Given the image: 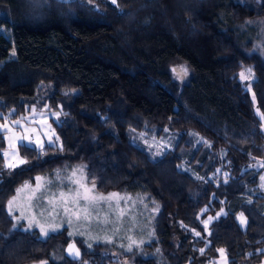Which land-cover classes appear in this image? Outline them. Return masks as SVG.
Instances as JSON below:
<instances>
[{
    "label": "trees",
    "instance_id": "obj_1",
    "mask_svg": "<svg viewBox=\"0 0 264 264\" xmlns=\"http://www.w3.org/2000/svg\"><path fill=\"white\" fill-rule=\"evenodd\" d=\"M263 25L264 0H0V121L61 114L60 143L19 144L15 168L0 131V264L121 260L66 228L41 237L7 209L25 182L76 164L102 193L159 205L153 240L121 255L134 264H210L220 248L227 264L263 261Z\"/></svg>",
    "mask_w": 264,
    "mask_h": 264
},
{
    "label": "rangeland",
    "instance_id": "obj_2",
    "mask_svg": "<svg viewBox=\"0 0 264 264\" xmlns=\"http://www.w3.org/2000/svg\"><path fill=\"white\" fill-rule=\"evenodd\" d=\"M261 32L264 33V31ZM181 69L186 68H176V71H174L175 77L178 80H182L188 73L186 69V75H178V73L181 72ZM241 73H243L245 77L244 79H241L247 81L244 85L248 86L251 75L249 76L245 70H242ZM33 107H31L27 113L15 120L0 121V125L8 124L11 128V131H6L4 128H0V131H3L5 134V149L3 150V155L6 167H8V163L15 164V167H18L22 165L19 163V159L24 160L20 156L18 150V145L21 144L20 141L13 142V146L16 148L19 159L9 160L8 157L5 156V153L11 152L8 137L12 134L23 136L27 133L33 140H35L36 136H39L44 144L48 143V137L51 136L54 141L53 144L60 143L53 126V122H59L61 120L60 112L35 108L36 114L34 115L32 112ZM42 111L45 113L43 116L39 115ZM56 113H59L58 117L55 115ZM21 117H28V119L22 121V124L20 125H13V121L20 120ZM262 120V130L264 132L263 117ZM45 121L46 124L44 123ZM48 126H50V129ZM31 128H35L36 132L32 133L28 131ZM45 133H47V135H45ZM24 143L28 144L27 141H24ZM170 145V141H167L165 147H169ZM32 146H35V144ZM73 170H79L76 179L83 178L84 183H86L89 188L92 187L93 184L87 181L84 164L65 166L54 170L50 174L37 176L42 179L38 182L36 177L34 183L25 182L22 184L17 189L16 194L10 199L13 200L15 197L14 203L9 205L8 202L7 209L14 217L15 224L29 229L28 221L33 220L34 226L30 230H36L41 237H45L52 232H57L66 228L68 235L70 232L73 233V235H69L71 240L79 238L88 246L96 242L106 243L108 245L109 253L121 258L118 263L115 262L113 264H134V253L130 256L131 258L122 257L121 255L133 250H141L144 245L153 240L154 217L159 209V205L147 194L119 193L120 197H123L124 199L120 201L118 207L116 206L115 200L101 202L97 204L94 209L89 207L90 216L88 220L77 219L76 216L73 215V223L69 225L65 222L66 217L64 216L58 201L59 193L61 191L67 193L69 188L74 189L76 187L75 185H72L69 180ZM261 176H264V170L260 177ZM37 183H40L41 188L38 191H35ZM26 185L27 187H25ZM260 185L262 187L264 186V181L261 179ZM94 191L96 194H102L104 196H108L110 193H116H102L98 191L96 187ZM53 204L57 205L55 211H53ZM110 204L112 205L111 207L109 206ZM57 212H59V215H57ZM80 215L83 216V213H80ZM49 225L59 226L54 230L53 227H50ZM41 227H44L45 232L40 231ZM131 241H135V243L132 245V250L129 251L128 247ZM219 250L215 262L210 264H227L225 250L223 249V253ZM143 254L149 256L152 252ZM261 264H264V261Z\"/></svg>",
    "mask_w": 264,
    "mask_h": 264
},
{
    "label": "snow or ice",
    "instance_id": "obj_3",
    "mask_svg": "<svg viewBox=\"0 0 264 264\" xmlns=\"http://www.w3.org/2000/svg\"><path fill=\"white\" fill-rule=\"evenodd\" d=\"M111 4L112 5H116V0H111ZM173 71H176L175 69H173ZM178 75H186V69H181V72L178 73ZM241 78L244 79V74L241 73ZM32 112L35 115L36 114V109L35 107L32 108ZM39 115L43 116L45 115V113L42 111L39 113ZM57 117L59 116V113L55 114ZM28 117H21L20 120H16L13 121V125H20L22 124V121L27 120ZM46 124V121L44 122ZM50 129V126H48ZM0 128H4L6 131H11V128L8 124H4V125H0ZM28 131L35 133L36 129L35 128H31ZM45 135H47V133H45ZM9 140V144H10V148H11V152L10 153H5V156L8 157L9 160H13V159H19L17 152H16V148L13 146V142L14 141H20L21 142V146L24 147H30L31 145L35 144V146L37 148H39L41 151H43L45 145L44 142L40 139L39 136H36L35 140L31 139L30 136L26 133L23 136H18L15 134H12L8 137ZM24 141H27L28 144H24ZM54 143V141L52 140V137L49 136L48 137V145L51 146ZM19 163L20 164H24L25 161L22 159H19ZM8 167H15V164L12 163H8L7 164ZM79 170H73L71 177L69 178L70 183L72 185H75L76 187L73 188H69L68 192L65 193L63 191H61L59 193V201L58 204L59 206L62 208L63 214L66 217V223L71 225L73 223L72 220V216L75 215L77 219H83V220H88L90 213H89V207H92L93 209L95 208V206L101 202H110L115 200L116 202V206H119V203L122 199H124L123 197H120L119 193H110L108 194V196H104L102 194H96L95 193V185L93 184L91 188H89L87 186L86 183H84L83 178L81 179H76L77 176V172ZM81 177H82V173H81ZM42 178L37 177L36 180L39 182ZM260 179L262 181H264V176H261ZM27 187V185L25 186ZM41 188L40 183H37L36 185V189L35 191H38ZM15 201V197L13 198V200L9 201V205H12ZM51 203V201H50ZM110 207L112 206L111 204L109 205ZM57 208L56 204H53V211H55ZM205 211H207V209H205ZM80 213H83V216L80 215ZM224 214L226 215V213L223 212V210H221V213L218 214L221 215ZM57 215H59V212H57ZM241 223H244V219L243 216H241ZM212 220V217H209L208 220L203 221L205 228H207L208 223ZM34 226V221L33 220H29L28 221V228L32 229ZM50 227H53V229L55 230L56 227H58L59 225H49ZM41 232H45L44 227L40 228ZM69 235H73V233H69ZM197 236L200 235L199 232L196 233ZM135 243V241H131L128 247V250L131 251L132 250V245ZM203 251V249L201 250ZM221 253L224 252L223 249L219 250ZM69 254L75 256L79 255V251L75 250L74 245H70L69 247Z\"/></svg>",
    "mask_w": 264,
    "mask_h": 264
},
{
    "label": "water",
    "instance_id": "obj_4",
    "mask_svg": "<svg viewBox=\"0 0 264 264\" xmlns=\"http://www.w3.org/2000/svg\"><path fill=\"white\" fill-rule=\"evenodd\" d=\"M70 245H74V248L75 250H78L79 251V255L78 256H73V255H70L69 254V247ZM64 252H65V255L70 259V260H73V261H76V260H79L82 256V252H81V249L79 248V246L77 245V243L75 241H70L68 242L66 245H65V248H64Z\"/></svg>",
    "mask_w": 264,
    "mask_h": 264
},
{
    "label": "crops",
    "instance_id": "obj_5",
    "mask_svg": "<svg viewBox=\"0 0 264 264\" xmlns=\"http://www.w3.org/2000/svg\"><path fill=\"white\" fill-rule=\"evenodd\" d=\"M264 261V260H263ZM263 261H261L259 264H261Z\"/></svg>",
    "mask_w": 264,
    "mask_h": 264
}]
</instances>
